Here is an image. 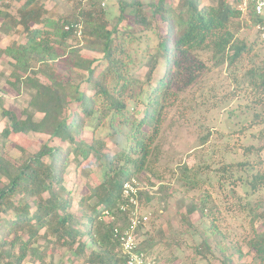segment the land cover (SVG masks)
<instances>
[{
  "label": "trees",
  "instance_id": "16d2710c",
  "mask_svg": "<svg viewBox=\"0 0 264 264\" xmlns=\"http://www.w3.org/2000/svg\"><path fill=\"white\" fill-rule=\"evenodd\" d=\"M15 1L20 5L14 23L21 26L26 39L0 48V56L10 58L11 75L19 82L28 86L30 72L34 77L43 74L48 83L37 81L30 101V107L42 113V118L34 121L28 113L19 119L2 110L8 124L1 135L9 140L19 133L43 132L57 144L41 145L20 164L0 155V180L4 181L0 185V262L55 264L53 253L60 247L75 257L82 256V264H116L121 260L112 233L117 219L104 221L102 212L108 210L115 216L123 182L147 168L150 147L159 131L162 99L174 78V68L191 57L190 49L211 38L218 52L231 51L227 55L230 63L240 60L247 47L242 40L233 39L226 28L230 17L241 13L227 0H217L216 9L202 0H177L175 6L168 0H117L119 13L111 18L99 0L85 4L77 0L74 13L52 20L44 0ZM8 17L0 9L1 25ZM256 21L250 14L247 22L253 27ZM221 30L224 32L218 34ZM78 36H82L83 48L101 54L99 60L82 57L81 48L70 45ZM140 67L146 68L143 80L132 75ZM73 69L84 71L77 76L91 85V94L79 90L70 74L62 79V71ZM17 72L24 77H18ZM259 86L264 91V73ZM71 102L75 105L70 106ZM62 108L68 111L64 115ZM87 121L93 123V129L106 126L119 152L113 157L103 154L105 144L95 139L93 132L87 141L83 137ZM70 157L83 161L93 158L103 174L102 184L78 201H74L64 178ZM239 164L247 167L248 163ZM248 184L257 192L264 186V175L253 174ZM139 198L152 199L147 192H141ZM194 210L190 205L187 214ZM94 220L97 226L93 234ZM258 235L251 246L259 251L264 234ZM140 246L145 249L141 242ZM223 264L233 263L224 259Z\"/></svg>",
  "mask_w": 264,
  "mask_h": 264
},
{
  "label": "rangeland",
  "instance_id": "374dc122",
  "mask_svg": "<svg viewBox=\"0 0 264 264\" xmlns=\"http://www.w3.org/2000/svg\"><path fill=\"white\" fill-rule=\"evenodd\" d=\"M176 1L168 3L175 6ZM202 1L213 9L217 7V0ZM227 2L237 9V0ZM76 3L77 0L43 1L52 20L74 13ZM19 5L15 0L0 1V9L10 16L5 25H1L0 18V48L26 39L21 26L14 23ZM103 11L111 18L117 16V0H107ZM247 21L249 18L241 14L234 15L226 28L233 39L242 40L247 47L239 61L230 63L227 55L231 51L218 52L208 38L190 49L191 57L184 60L183 66L174 68V78L162 99L159 131L150 147L147 168L133 175L148 185L145 191L152 197L149 201L139 198L141 211L151 213L139 231V240L160 264H223L224 259L233 264H264V245L258 247L259 251L251 246L258 241V234H264V186L254 192L248 184L253 174L264 175V91L259 86L264 73V43ZM69 42L81 48L82 57L101 58L99 52L82 47V36ZM9 59L0 56V155L12 164H20L41 145L57 142L43 132L19 133L9 140L1 135L8 124L2 110L19 119L28 113L33 114L34 121L42 118V113L30 107V101L36 82L48 83L43 74L34 77L30 72L28 86L19 82L11 75ZM145 71V67L135 68L132 75L143 80ZM61 74L63 80L70 74L79 90L93 92L91 85L77 76L84 74L83 70ZM17 76L23 78L24 74L17 72ZM61 110L62 115L68 112ZM93 126L87 121L83 137L90 141L93 132L94 138L105 144L103 154L113 157L119 145L110 138L106 126ZM70 158L64 178L74 201H78L102 184L103 174L93 158ZM238 162H247V167ZM3 182L0 180V185ZM162 186L167 187L166 191ZM94 200L95 197L91 201ZM121 202L120 197L118 205ZM190 205L195 210L188 215ZM117 209L115 216L122 218ZM96 226L94 220L93 234ZM39 243L43 244L42 238ZM53 254L55 264L84 261L82 256L75 257L60 247Z\"/></svg>",
  "mask_w": 264,
  "mask_h": 264
},
{
  "label": "built area",
  "instance_id": "2783aa9c",
  "mask_svg": "<svg viewBox=\"0 0 264 264\" xmlns=\"http://www.w3.org/2000/svg\"><path fill=\"white\" fill-rule=\"evenodd\" d=\"M78 1L85 4L88 0ZM99 4L105 7L106 0H99ZM237 10L247 18L250 14L257 17L253 29L260 41L264 43V0H238ZM64 28L69 29V25H65ZM77 34H80V30ZM147 187L145 182L131 176L123 182L121 187L122 202L118 205L117 211L122 218H115L114 214L108 210L102 212V218H107L106 221L117 219L112 233L117 240V250L121 260L116 264H160L155 257L140 246L139 231L146 225L151 215V213H143L139 203V194L146 192ZM0 264L3 263L0 262Z\"/></svg>",
  "mask_w": 264,
  "mask_h": 264
}]
</instances>
